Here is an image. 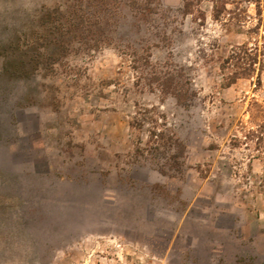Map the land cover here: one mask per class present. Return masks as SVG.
Here are the masks:
<instances>
[{
    "label": "rangeland",
    "instance_id": "obj_1",
    "mask_svg": "<svg viewBox=\"0 0 264 264\" xmlns=\"http://www.w3.org/2000/svg\"><path fill=\"white\" fill-rule=\"evenodd\" d=\"M91 2L0 0V264H264V0Z\"/></svg>",
    "mask_w": 264,
    "mask_h": 264
},
{
    "label": "trees",
    "instance_id": "obj_2",
    "mask_svg": "<svg viewBox=\"0 0 264 264\" xmlns=\"http://www.w3.org/2000/svg\"><path fill=\"white\" fill-rule=\"evenodd\" d=\"M108 0H92V2L91 3H89V7H91V8H94V10H98V8L97 7H100V6H103L104 5V3H106ZM148 8V7H147ZM81 19L83 18V17H80ZM66 22L67 23H70V26H72V25H75L74 23V21H77V18H75L74 16H68V17H66ZM57 21V20H56ZM60 25V23H56V24H54V27L55 28H57V26H59ZM184 97L185 96H182V93H181V91H179V92H177V98L179 99V100H183L184 99Z\"/></svg>",
    "mask_w": 264,
    "mask_h": 264
}]
</instances>
